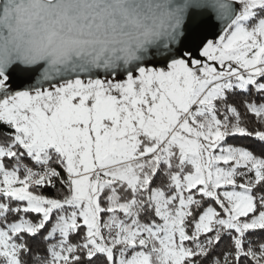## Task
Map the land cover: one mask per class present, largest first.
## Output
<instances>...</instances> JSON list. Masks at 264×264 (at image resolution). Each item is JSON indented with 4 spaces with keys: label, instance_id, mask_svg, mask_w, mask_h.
I'll list each match as a JSON object with an SVG mask.
<instances>
[{
    "label": "snow or ice",
    "instance_id": "obj_1",
    "mask_svg": "<svg viewBox=\"0 0 264 264\" xmlns=\"http://www.w3.org/2000/svg\"><path fill=\"white\" fill-rule=\"evenodd\" d=\"M0 264H264V0H0Z\"/></svg>",
    "mask_w": 264,
    "mask_h": 264
}]
</instances>
